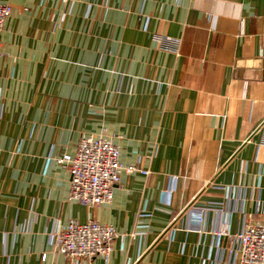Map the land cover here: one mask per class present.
<instances>
[{
  "label": "crops",
  "instance_id": "0c3cea01",
  "mask_svg": "<svg viewBox=\"0 0 264 264\" xmlns=\"http://www.w3.org/2000/svg\"><path fill=\"white\" fill-rule=\"evenodd\" d=\"M0 2V264H75L51 235L88 220L118 236L76 264H240L244 215L264 220V0ZM85 137L140 169L110 203L68 199Z\"/></svg>",
  "mask_w": 264,
  "mask_h": 264
},
{
  "label": "built area",
  "instance_id": "2783aa9c",
  "mask_svg": "<svg viewBox=\"0 0 264 264\" xmlns=\"http://www.w3.org/2000/svg\"><path fill=\"white\" fill-rule=\"evenodd\" d=\"M11 14V6L0 2V35L5 20ZM161 40L170 44L174 52H178V42L165 37H161ZM119 154L118 147L107 138H82L75 156L67 159L70 176L69 201L88 207L110 203L121 172L125 170L132 173L140 170L134 166L123 169L119 163ZM141 172L149 174V171ZM200 217L199 215V219ZM216 234L221 238L225 231L222 229ZM117 236L118 233L112 226L94 220L85 223L69 221L51 235L56 252L75 264L81 259L106 260ZM234 238L240 264H264V220L254 221L244 215L240 231Z\"/></svg>",
  "mask_w": 264,
  "mask_h": 264
}]
</instances>
